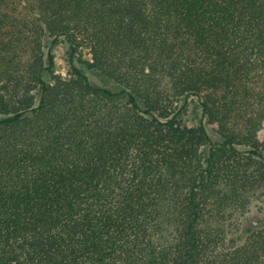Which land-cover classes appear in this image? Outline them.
I'll return each mask as SVG.
<instances>
[{"label":"trees","instance_id":"obj_1","mask_svg":"<svg viewBox=\"0 0 264 264\" xmlns=\"http://www.w3.org/2000/svg\"><path fill=\"white\" fill-rule=\"evenodd\" d=\"M262 133L264 0H0V264H264Z\"/></svg>","mask_w":264,"mask_h":264},{"label":"rangeland","instance_id":"obj_2","mask_svg":"<svg viewBox=\"0 0 264 264\" xmlns=\"http://www.w3.org/2000/svg\"><path fill=\"white\" fill-rule=\"evenodd\" d=\"M68 48L67 44L61 40L60 43L54 49L55 55V74L63 79L69 80L74 77V71L68 60ZM85 60V57L83 58ZM75 67L78 69H84L85 66L79 61L75 62ZM87 74L94 84H104V82L91 71H87ZM180 121L184 126L197 127L204 122L202 110L199 101L195 97H191L188 100L185 110L180 115ZM264 135V133H262ZM260 202H254L252 205V214H258L260 208ZM259 215V214H258Z\"/></svg>","mask_w":264,"mask_h":264}]
</instances>
